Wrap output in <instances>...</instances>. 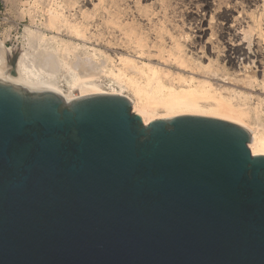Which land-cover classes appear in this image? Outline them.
Instances as JSON below:
<instances>
[{"label":"water","instance_id":"1","mask_svg":"<svg viewBox=\"0 0 264 264\" xmlns=\"http://www.w3.org/2000/svg\"><path fill=\"white\" fill-rule=\"evenodd\" d=\"M251 132L146 124L121 95L66 100L0 77V264H264Z\"/></svg>","mask_w":264,"mask_h":264},{"label":"bare ground","instance_id":"2","mask_svg":"<svg viewBox=\"0 0 264 264\" xmlns=\"http://www.w3.org/2000/svg\"><path fill=\"white\" fill-rule=\"evenodd\" d=\"M28 13L25 36L46 70L22 69L25 52L6 38L0 77L12 71L25 87L66 100L121 95L146 124L229 120L264 156V0H34Z\"/></svg>","mask_w":264,"mask_h":264},{"label":"rangeland","instance_id":"3","mask_svg":"<svg viewBox=\"0 0 264 264\" xmlns=\"http://www.w3.org/2000/svg\"><path fill=\"white\" fill-rule=\"evenodd\" d=\"M33 1L34 0H0V42L5 41L7 38L5 41L7 48L11 50L19 49L21 52H25L22 53L24 55L22 56L24 58L21 57L23 60L22 63L28 60V63L24 64H29V66L27 67L23 64L22 69L26 67V69L36 70L38 73L40 71V74H42V72L44 74L46 64L39 57L41 49L38 44L36 45V43L29 42V38L25 36L27 28H30L32 24L28 10L31 8ZM22 14L25 16L24 19H22ZM208 19H210V16ZM37 46L39 47L38 49ZM26 53H28V55Z\"/></svg>","mask_w":264,"mask_h":264}]
</instances>
